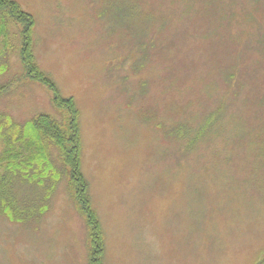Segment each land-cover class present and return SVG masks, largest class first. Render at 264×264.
I'll use <instances>...</instances> for the list:
<instances>
[{"label": "rangeland", "instance_id": "obj_1", "mask_svg": "<svg viewBox=\"0 0 264 264\" xmlns=\"http://www.w3.org/2000/svg\"><path fill=\"white\" fill-rule=\"evenodd\" d=\"M16 1L81 113L102 264H264V0ZM6 27L0 125L59 118L26 76L24 28ZM50 180L15 184L32 212L0 216V264H91L88 221L63 178L47 198Z\"/></svg>", "mask_w": 264, "mask_h": 264}, {"label": "trees", "instance_id": "obj_2", "mask_svg": "<svg viewBox=\"0 0 264 264\" xmlns=\"http://www.w3.org/2000/svg\"><path fill=\"white\" fill-rule=\"evenodd\" d=\"M10 21L25 31L22 63L26 76L51 92L52 104L60 115L57 118L50 113H41L24 127L13 126L10 120L6 125H0L1 138L4 128H13L10 130L11 136L3 134L2 138L6 140V149L0 159L5 169V173L0 175V216L12 222H22L24 219L21 215L32 212V208L28 206V210L23 209L16 201L14 189L17 182L44 188L51 179V187L47 192V198H50L63 178L92 231L91 264H102L104 239L98 216L92 209L89 182L82 169L80 110L73 98L62 96L57 84L36 63L30 34L34 17L25 12L18 1L0 0V35L5 34L6 23L8 25ZM3 90L0 89V94ZM58 163L61 166H57Z\"/></svg>", "mask_w": 264, "mask_h": 264}]
</instances>
